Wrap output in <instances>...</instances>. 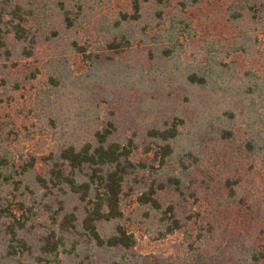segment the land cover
<instances>
[{
    "label": "trees",
    "instance_id": "16d2710c",
    "mask_svg": "<svg viewBox=\"0 0 264 264\" xmlns=\"http://www.w3.org/2000/svg\"><path fill=\"white\" fill-rule=\"evenodd\" d=\"M113 1L0 0V64L18 56L33 58L38 46L70 35L80 27L86 28L89 23H93L92 28L87 29L93 35L99 33L101 37L97 39L105 43L108 52L120 53L134 41L142 40L150 46L152 60L159 56L175 57L177 45L167 42L188 24L177 15L166 17L169 4L164 0H127L121 9L114 11ZM199 2L179 0L178 5L184 9ZM228 11L239 36L232 41L230 49L221 50L226 55L217 54L213 48L209 55L212 64L185 66L186 75L183 71L189 86L216 91V104H210L201 119L205 124L203 131L197 134L193 146L175 156L174 146L167 141L179 137L184 120L176 117L171 127L153 130L155 137L166 142L156 149L160 162L164 166L168 157L171 158L169 167L174 172L180 169V175L162 174L158 169L137 163L132 158L136 149L134 140L116 141L111 123L99 127L90 139L70 142L49 155L30 157L24 162L15 150L2 145L4 136L0 134V218L4 221L0 230V264H63L61 249L66 247L71 232L86 237L88 253L82 264H227L221 244L229 241L230 234L227 226L215 222L218 210L224 208L230 215L232 206L240 205L255 215L251 220L264 223L261 201L264 184L254 182L249 190L232 172L234 167L239 170L242 166L244 174H251L264 165V70L241 69L238 61H226L229 53L234 52L249 59L259 56L264 62V0H228ZM181 23L186 24L180 26ZM164 26L167 29L160 32ZM150 28L157 32L151 35ZM90 43L82 44L77 38L71 41L91 61L100 59L99 52L87 53ZM50 76L55 86L58 85L56 78ZM40 162L45 166L43 173L38 171ZM221 173L227 174L224 181ZM131 176L132 187H138L137 190L141 187L140 204L159 215L164 237L187 228L193 221L198 242L193 244L192 233H187L184 258L179 254L136 252L138 239L129 230L122 207L123 201L133 193L131 187L125 189ZM197 184L200 197L203 193L209 196L218 186L215 192L218 201L208 203L212 209L192 213L187 209L180 216L178 207L187 206L189 197H198L192 193ZM171 187L180 196L181 204L165 205L162 201V193ZM40 191L42 196L38 194ZM243 193L248 197L244 198ZM45 198L48 203L44 204ZM41 208L50 214L39 234L35 223L42 216ZM214 239L218 241L215 251L220 255L208 261L205 252L209 251L208 244L212 248ZM242 245L243 257L253 263L263 259L264 252L260 253L257 247ZM78 246L77 242L73 249ZM65 253L70 251L65 249Z\"/></svg>",
    "mask_w": 264,
    "mask_h": 264
},
{
    "label": "rangeland",
    "instance_id": "374dc122",
    "mask_svg": "<svg viewBox=\"0 0 264 264\" xmlns=\"http://www.w3.org/2000/svg\"><path fill=\"white\" fill-rule=\"evenodd\" d=\"M126 2L127 0H114L112 10L121 9ZM164 2L170 6L166 17L177 15L188 24L182 31L175 30L177 37L167 42L177 45V53L172 59L159 56L152 60L150 46L142 40L134 41L120 53L108 52L105 43L97 39L101 37L99 33L93 35L87 29L90 26L92 28L93 23H89L86 28L80 27L70 35H63L60 39L38 46L33 58L18 56L11 62L0 64V134L4 136L2 145L11 151L15 150L24 162L30 157L49 155L51 151L70 142L79 143L90 139L99 127L111 123L115 128L116 141L127 143L130 139L134 140L136 149L132 158L137 163L146 164L166 175L174 172L169 167L171 158L168 157V163L163 166L157 156L156 149L166 142L155 137L154 131L171 127L175 118L181 117L185 124L179 127V137L167 143L174 146L175 156L184 148L193 146L197 134L205 127L201 120L204 119L205 109L210 104H216V91L210 90V87L193 88L186 84L184 67L212 64L209 55H212L213 48L217 50V54L226 55L227 52L223 53L221 50L231 48L232 41L239 36V30L229 19L228 0H200L196 5L184 9H179V0ZM151 13L150 11L148 15ZM185 24L181 23L180 26ZM151 29V35L157 32L156 29ZM166 29L164 26L159 31ZM182 32L184 36L181 35ZM139 36L140 34L137 38ZM74 38L82 44L92 42L87 53L99 52L100 59L91 61L79 53L71 44ZM180 44L184 45L183 49ZM254 58L230 52L226 61H238L241 69L252 67L264 70V62L259 56ZM50 75L56 78L55 83L58 85L55 86ZM217 93L220 94V91ZM41 162L38 164V171L43 173L45 166ZM232 172L249 190L254 182L264 184V165L263 168H255L251 174H244L242 166L239 170L234 167ZM173 174L180 175V169H176ZM134 176L136 177L135 173L133 178ZM220 177L224 181L227 174L223 173ZM133 178H129L125 188L128 191L131 187L133 193L123 201L122 207L125 222L138 239L136 252L142 255L179 254L184 258L187 233H192L193 244L198 242L193 221L187 228L164 237V227L159 221V215L140 204L138 197L141 187L138 190V187H132ZM174 189L171 187L162 193L165 205L181 204V198ZM199 190L197 184L196 192L192 193L198 197H189L187 206L178 207L180 216L187 209L192 213L193 210L212 209V206L208 207L209 202L216 204L218 198L215 192L218 191V186L214 187L215 192L209 193V196L203 193L200 197ZM38 194L42 196L43 193L40 191ZM188 194L193 196L189 192ZM243 196L248 197L246 193ZM261 201L264 202V197H261ZM45 202L48 203V199L45 198L44 204ZM41 209L42 212L39 213L42 216L37 223L34 221L39 234L43 232L42 225L50 214L44 208ZM218 212V220L213 218L212 221L215 220L223 227L227 226L230 234L229 241L221 244L227 264H264V257L253 263L248 257L242 256V243L264 252V223L251 220L255 215L240 205H233L230 215L224 212V208ZM3 224L4 221L0 218V230L4 228ZM68 238L66 247L61 249L63 264H82L88 253L86 237L71 232L68 233ZM77 242L79 246L74 250L73 245ZM217 242L214 239L212 248L209 244L207 246L209 251L205 252V258L208 261L211 257L220 255L215 251ZM65 249L70 253H65Z\"/></svg>",
    "mask_w": 264,
    "mask_h": 264
}]
</instances>
